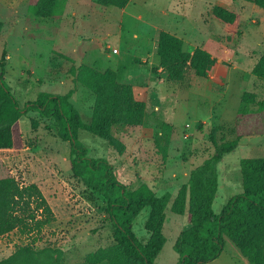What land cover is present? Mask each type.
<instances>
[{
  "label": "rangeland",
  "instance_id": "374dc122",
  "mask_svg": "<svg viewBox=\"0 0 264 264\" xmlns=\"http://www.w3.org/2000/svg\"><path fill=\"white\" fill-rule=\"evenodd\" d=\"M215 5L235 12L236 21L224 24L215 18ZM160 31L182 38L188 51L207 50L215 59L208 78H188L186 84L166 89L159 69L148 72L158 64ZM3 51L5 80L20 107L40 92L64 95L72 91L70 100L85 120L91 115L94 96L76 79L80 65L103 71L116 64L121 75L141 66L132 80H126L136 98L145 100L147 114L140 126L113 130L122 152L93 135H81L91 154L112 163L119 180L128 186L145 183L158 195L174 193L189 172L214 153L211 129L218 127L219 142L235 138L244 92L255 96L250 104L255 134L242 138L237 149L222 159L221 186L212 204L215 214L241 192L240 159L264 155V81L251 73L264 51V10L251 1L130 0L124 9H117L95 0H68L59 18H37L28 12V0H0V57ZM32 120L38 121L36 129ZM20 122L25 147L0 155L19 183L38 186L54 220L41 233L13 231L0 238V260L18 246L29 245L33 251L51 250L59 264H84L88 254L113 242L106 200L83 177L74 175L69 141L60 138L55 126L36 111L24 114ZM164 125H170L171 132L163 150L164 139L159 144L156 135ZM147 213V209L141 211L132 226L143 239L148 237ZM165 213L166 240L155 264H176L173 246L189 226L187 214H175L169 207ZM202 264L249 263L226 246L217 258Z\"/></svg>",
  "mask_w": 264,
  "mask_h": 264
},
{
  "label": "trees",
  "instance_id": "16d2710c",
  "mask_svg": "<svg viewBox=\"0 0 264 264\" xmlns=\"http://www.w3.org/2000/svg\"><path fill=\"white\" fill-rule=\"evenodd\" d=\"M130 0H95L104 7L124 9ZM234 1V0H232ZM264 10V0H248ZM68 0H28V12L37 18H59ZM212 14L224 24H233L237 14L215 5ZM5 57H0V153L21 150L25 139L21 117L29 111L56 127L57 133L70 144V166L74 175L83 177L87 185L103 195L113 229V242L85 257L84 264H155L165 243L164 222L166 209L187 214L189 226L177 236L173 249L178 254L176 264H202L217 258L226 246L238 251L249 264H264V155L246 157L239 161L241 192L233 195L215 214L212 204L221 186L220 164L233 153L244 137L255 134L253 112L250 109L255 96L244 92L237 110L236 136L231 141L219 142L210 130L209 139L215 150L212 155L194 167L187 181L173 193L158 195L147 184L136 187L121 182L112 163L104 157L91 154L82 134L104 140L121 153L122 148L113 130L140 126L146 118V102L136 98L133 85L120 80L118 73L107 68L80 65L76 79L94 96L90 117L85 120L71 102L72 91L64 95L40 92L36 99L20 107L5 80ZM156 57L163 71L166 89L186 84L188 78L206 79L215 64L211 54L200 47L185 48L182 38L160 31ZM135 63L140 64L139 59ZM74 72V71H73ZM251 73L264 81V51L258 57ZM37 120L31 121L36 129ZM171 126L164 125L156 135L163 150L170 140ZM87 137V136H86ZM144 209L148 210L144 229L148 235L140 238L132 229L133 221ZM54 220V213L36 184L22 185L12 174L0 155V238L18 231L21 234L41 233ZM34 238L33 240H35ZM0 264H59L50 251H33L29 245L18 246Z\"/></svg>",
  "mask_w": 264,
  "mask_h": 264
},
{
  "label": "crops",
  "instance_id": "0c3cea01",
  "mask_svg": "<svg viewBox=\"0 0 264 264\" xmlns=\"http://www.w3.org/2000/svg\"><path fill=\"white\" fill-rule=\"evenodd\" d=\"M119 61V60H118ZM120 64V68H121V62L119 63ZM116 65V64H115ZM115 65H113L112 67H113V70H115L117 73H118V76L119 75H121V72H120V70L118 71V68H119V65H118V68H116V66ZM141 68V66H139V68H135L134 70H132L131 72H128V74L127 75H121V78L123 79V80H125L124 82L125 83H128L129 81H127L128 79V77L130 78V80H132L133 79V75H134V73L136 72V71H140L139 69ZM152 69V68H151ZM144 70L145 71H147V69L144 67ZM151 70H148V72H150ZM158 71H160V72H162L163 73V71H162V69L161 68H159V70ZM151 73H152V71H151ZM153 74V73H152ZM127 79V80H126ZM131 84V83H130ZM134 88V87H133ZM134 92H135V90H134Z\"/></svg>",
  "mask_w": 264,
  "mask_h": 264
}]
</instances>
